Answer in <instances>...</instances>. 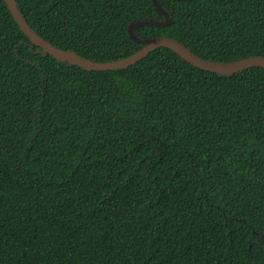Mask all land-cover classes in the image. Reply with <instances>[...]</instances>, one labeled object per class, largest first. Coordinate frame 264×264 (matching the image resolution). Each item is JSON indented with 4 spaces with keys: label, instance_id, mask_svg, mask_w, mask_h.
Listing matches in <instances>:
<instances>
[{
    "label": "trees",
    "instance_id": "16d2710c",
    "mask_svg": "<svg viewBox=\"0 0 264 264\" xmlns=\"http://www.w3.org/2000/svg\"><path fill=\"white\" fill-rule=\"evenodd\" d=\"M201 58L264 57V0H158ZM52 45L138 51L151 0H15ZM0 264H264V67L157 47L58 59L0 0Z\"/></svg>",
    "mask_w": 264,
    "mask_h": 264
},
{
    "label": "water",
    "instance_id": "95a60500",
    "mask_svg": "<svg viewBox=\"0 0 264 264\" xmlns=\"http://www.w3.org/2000/svg\"><path fill=\"white\" fill-rule=\"evenodd\" d=\"M8 8L10 9L12 15L17 21L21 31L29 38L33 43L40 46L44 52H48L50 55L61 59L66 60L70 63L80 65L85 69L90 70H110L123 68L130 64H133L139 61L143 56L147 55L151 50L163 46L171 49L180 55L181 58H184L188 62L206 69L212 70L219 73H231L237 70H242L244 68L252 66H261L264 67V57L263 56H250L244 57L235 61L219 62L204 59L193 53L187 46H185L180 41L170 38L167 36H157L151 38H140L135 35L134 29L141 25H156V26H166L170 24L171 18L166 9L158 0H151L152 4L156 9L163 14V20H137L131 22L128 26V34L132 40L135 42L141 43L142 47L132 55H128L124 58L116 59L113 61L106 62H96L80 57L74 52L63 50L52 45L50 42L39 36L26 22L21 11L18 9L15 0H5Z\"/></svg>",
    "mask_w": 264,
    "mask_h": 264
},
{
    "label": "bare ground",
    "instance_id": "6f19581e",
    "mask_svg": "<svg viewBox=\"0 0 264 264\" xmlns=\"http://www.w3.org/2000/svg\"><path fill=\"white\" fill-rule=\"evenodd\" d=\"M88 70V69H87Z\"/></svg>",
    "mask_w": 264,
    "mask_h": 264
}]
</instances>
